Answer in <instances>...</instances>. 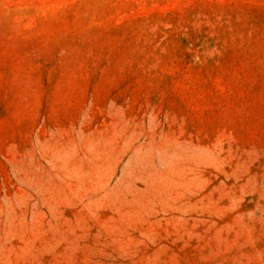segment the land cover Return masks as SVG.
I'll use <instances>...</instances> for the list:
<instances>
[{
  "label": "rangeland",
  "instance_id": "obj_1",
  "mask_svg": "<svg viewBox=\"0 0 264 264\" xmlns=\"http://www.w3.org/2000/svg\"><path fill=\"white\" fill-rule=\"evenodd\" d=\"M0 264H264V0H0Z\"/></svg>",
  "mask_w": 264,
  "mask_h": 264
}]
</instances>
